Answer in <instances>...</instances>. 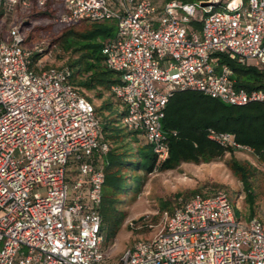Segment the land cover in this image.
Returning a JSON list of instances; mask_svg holds the SVG:
<instances>
[{
	"label": "built area",
	"instance_id": "obj_1",
	"mask_svg": "<svg viewBox=\"0 0 264 264\" xmlns=\"http://www.w3.org/2000/svg\"><path fill=\"white\" fill-rule=\"evenodd\" d=\"M57 1L60 23H115L102 47L119 79L111 90L157 166L169 157L163 118L174 92L264 102L263 87L237 86L230 64L264 67V0ZM34 3L47 0H0V10L7 17ZM36 50L16 20L0 37V264H108L100 207L110 144L71 71L45 67ZM208 135L260 157L230 131L212 127ZM116 264H264V222L238 216L225 191L195 193L164 210L155 233Z\"/></svg>",
	"mask_w": 264,
	"mask_h": 264
},
{
	"label": "trees",
	"instance_id": "obj_2",
	"mask_svg": "<svg viewBox=\"0 0 264 264\" xmlns=\"http://www.w3.org/2000/svg\"><path fill=\"white\" fill-rule=\"evenodd\" d=\"M181 1L206 3L209 0ZM30 9L36 11L35 13H38L41 18H53L50 23L56 32L60 33L55 43L59 44L65 52L70 53L66 63L61 65L44 63L45 67H67L71 71L69 81L79 93L92 103L93 99L87 95L86 91L95 90L97 96L103 98L100 105L95 103L93 105L101 122L102 138L110 144L103 156L106 178L100 207L105 239L116 237L126 217L125 212L119 207V202L120 194L128 191V180L131 177L129 173L133 172L140 177L131 187L135 189L139 187L145 176L159 168L162 170L176 168L182 162H211L223 158L227 152L232 153L230 165L244 183L250 205L249 217L255 214V193L250 178L251 170L233 155L234 148L223 146L212 140L208 132L212 127L221 131H230L236 135L240 143L254 147L256 154H261L264 149V102L254 101L237 105L212 97L200 90L185 89L174 92L163 118V127L169 132V157L157 166V156L151 145L143 143L137 131L123 123L125 108L122 105L124 104L111 90L112 84L119 79L116 73L107 67L102 47L104 41L114 35L115 23L108 20L88 19L70 23L56 22L54 16L60 9L57 0H47L43 7L34 3ZM2 15L3 11L0 10V17ZM82 22L85 24L78 26ZM23 24L27 26L25 22ZM33 24L32 26L35 25ZM28 40H30L29 36H26V43ZM42 54L40 50H36L34 59H40ZM230 64L235 71L237 86L264 88V67L238 64L235 61H230ZM106 91H110L118 99L121 107L105 95ZM125 127L129 128L128 134L125 133ZM131 134H134V139L131 138ZM130 141H134L135 146ZM218 191L203 193L194 189L189 197L195 193L207 196ZM180 194L178 193L176 205L188 198L187 195ZM169 206L168 202L162 204L164 209L170 208ZM172 211L173 209H170V212ZM147 216L137 217L136 221L133 220V223H130L134 225L139 220L144 222ZM249 217L245 216V218ZM145 224L150 225L148 222Z\"/></svg>",
	"mask_w": 264,
	"mask_h": 264
},
{
	"label": "rangeland",
	"instance_id": "obj_3",
	"mask_svg": "<svg viewBox=\"0 0 264 264\" xmlns=\"http://www.w3.org/2000/svg\"><path fill=\"white\" fill-rule=\"evenodd\" d=\"M60 9L57 13H59ZM36 11L30 8H17L15 14L10 16L2 15L0 17V37L6 35L9 24L16 20L21 22L23 33L29 36L27 45L31 48H39L43 53L41 60L45 64H64L70 57L69 52H65L59 44L55 43V39L60 35L56 32L54 26L50 23L53 18H41ZM57 15V14H56ZM54 20L58 22L55 19ZM201 15L196 14V19L200 20ZM26 23L25 26L23 23ZM35 25H34V24ZM32 24L34 26H32ZM84 22L78 24L83 26ZM160 86L159 83L156 84ZM87 95L92 97L93 103L100 105L103 98L97 96L95 90L86 91ZM105 95L119 107L118 99L106 91ZM105 96V97H106ZM125 108L124 105H122ZM125 133H129V128H124ZM134 139V134H131ZM129 139V138H128ZM135 146L134 141H130ZM233 155L238 158L248 169L251 170V182L255 193V214L264 222V159L255 157L247 150L236 149ZM232 157L231 152H227L223 158L211 162H182L178 167L171 169H157L156 171L145 176L139 187L132 189L131 187L140 177L131 172L128 180V191L120 194L119 207L125 212L126 217L123 225L116 237L104 240L103 246L107 250V263L116 264L123 255L124 251L135 241L141 238H148L153 235L157 229V225L162 219L164 210L162 204L169 203L167 210L174 209L177 204V198L180 195H189L194 189L199 192L211 193L218 190L225 191L235 205L238 216L242 218L249 217L250 205L247 199V193L241 177L235 173L230 165ZM142 178V177H141ZM146 216L143 221H138L134 225L133 220L137 217ZM131 222V223H130ZM145 222L150 225L146 226Z\"/></svg>",
	"mask_w": 264,
	"mask_h": 264
}]
</instances>
